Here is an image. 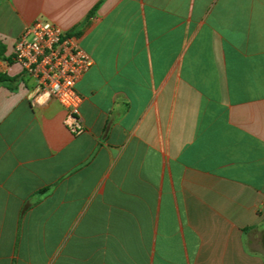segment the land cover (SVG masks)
Here are the masks:
<instances>
[{
  "label": "crops",
  "instance_id": "0c3cea01",
  "mask_svg": "<svg viewBox=\"0 0 264 264\" xmlns=\"http://www.w3.org/2000/svg\"><path fill=\"white\" fill-rule=\"evenodd\" d=\"M38 18L94 61L79 136ZM0 73V264H264V0H0Z\"/></svg>",
  "mask_w": 264,
  "mask_h": 264
},
{
  "label": "built area",
  "instance_id": "2783aa9c",
  "mask_svg": "<svg viewBox=\"0 0 264 264\" xmlns=\"http://www.w3.org/2000/svg\"><path fill=\"white\" fill-rule=\"evenodd\" d=\"M13 60L35 81L40 96L53 97L67 109L68 130L75 136L83 134L82 98L76 85L94 65L90 55L58 24L38 18L17 40Z\"/></svg>",
  "mask_w": 264,
  "mask_h": 264
},
{
  "label": "trees",
  "instance_id": "16d2710c",
  "mask_svg": "<svg viewBox=\"0 0 264 264\" xmlns=\"http://www.w3.org/2000/svg\"><path fill=\"white\" fill-rule=\"evenodd\" d=\"M16 82H17V79L11 78L7 76L6 74L0 73V84H14Z\"/></svg>",
  "mask_w": 264,
  "mask_h": 264
}]
</instances>
